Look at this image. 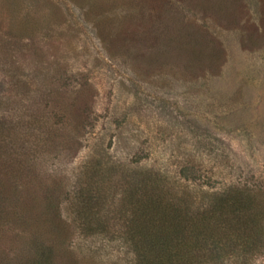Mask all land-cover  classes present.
Segmentation results:
<instances>
[{"label": "rangeland", "instance_id": "374dc122", "mask_svg": "<svg viewBox=\"0 0 264 264\" xmlns=\"http://www.w3.org/2000/svg\"><path fill=\"white\" fill-rule=\"evenodd\" d=\"M43 73H63L58 106L40 101L75 147L42 150L60 182L61 219L35 211L56 251L132 264L118 243L92 244L72 224L73 172L98 146L174 183L188 168L193 191L245 185L264 203V0H0V96L25 111L22 84L38 97Z\"/></svg>", "mask_w": 264, "mask_h": 264}, {"label": "trees", "instance_id": "16d2710c", "mask_svg": "<svg viewBox=\"0 0 264 264\" xmlns=\"http://www.w3.org/2000/svg\"><path fill=\"white\" fill-rule=\"evenodd\" d=\"M62 77L43 73L38 97L25 91L30 87L25 81L26 89L19 91L25 111L11 105V97L0 96L1 107L8 105L0 108V243H11L0 249V264H84L70 244L68 251L46 244L45 231L39 230L41 213L35 211L46 207L61 219L60 182L42 165V150L62 154L75 148L72 141L60 140L55 123L45 118L46 105L68 92L60 86ZM41 98L46 105L41 106ZM14 107L22 111L14 113ZM76 122L83 133L85 124ZM35 130L41 136L36 140ZM98 149L76 168L70 186L72 224L92 244L116 242L132 264H250L264 255V203L249 187L234 184L198 193L187 183L188 168L181 171L183 181L174 183L158 168L139 167L135 159Z\"/></svg>", "mask_w": 264, "mask_h": 264}]
</instances>
